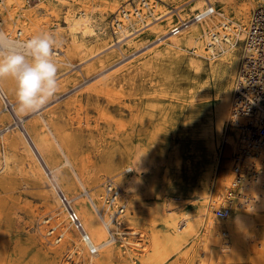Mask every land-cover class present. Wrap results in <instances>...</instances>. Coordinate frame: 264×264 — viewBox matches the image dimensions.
Returning a JSON list of instances; mask_svg holds the SVG:
<instances>
[{"label":"bare ground","instance_id":"bare-ground-1","mask_svg":"<svg viewBox=\"0 0 264 264\" xmlns=\"http://www.w3.org/2000/svg\"><path fill=\"white\" fill-rule=\"evenodd\" d=\"M128 1L39 0L37 3L40 5L36 9L28 6L23 9L22 0H1L0 30L19 41L43 32L54 33L62 40L61 46L54 49V59L58 65L69 67L63 73L74 70L83 74L98 62L96 57L113 47L124 54L122 45L134 42L133 38L141 30L144 29L146 34L156 29L162 30L173 23L174 15L178 20L189 19L206 2H210L214 8L213 15L204 21L191 23L192 26L183 32L180 40L172 41L169 48L192 49L197 57L210 60L225 54L234 59L228 80L219 78L216 83L218 99L215 103L199 102L191 106L192 122L186 126L191 131V139L199 146L197 151L200 156L194 166L198 170L197 176L189 178L188 184L182 188V184L173 182L167 172L159 173L155 156L148 153L146 146L140 147L127 166L124 165V158L119 159V163L125 166L124 171L131 173L129 176L119 174L114 177L115 180H121V188L126 194L119 195L117 199L123 209L114 211L106 203L104 189L102 194V190L96 192L86 187L81 171H84V164L77 168L65 147L67 132L55 129L51 118L42 110L21 111L15 104L16 99L10 98L12 94L15 95L14 81H0V103H3L0 113L8 119L6 126L15 135L10 143L0 145V185L7 179L13 180L15 177L12 176H18L24 189L28 188L27 179H30L35 184H44L49 191L41 194L43 206L51 210L48 219L42 218L36 229H30L31 226L23 228V236L39 246L38 255L43 264H69L68 259H72L70 264H165L173 257L176 258L175 263L178 260L184 264H234L239 256H248L253 264H264V167L256 181L245 183L240 190V197H249L247 205L236 208L225 218H218L212 208L214 203H219L224 197L235 163L233 154L240 147L248 145L249 136H245L248 132L244 130V125L250 119L253 125L260 120V113L252 119V116L234 112L235 90L241 66L236 74L237 58L234 55L238 42H244L245 24L259 0H186L175 7L172 5V8L167 7V4L181 0H150L146 16L141 22H125L123 27L116 30V40L87 52L90 47L86 42L90 39L98 41L106 36L104 24L99 25L103 18L115 12V6ZM57 2L67 6L63 16L66 26L64 29L55 24V28L49 30L50 19L59 14L56 7L51 6ZM35 10L38 12L35 13ZM229 10L232 17L224 13ZM219 17L222 18L218 22L226 20L231 23L232 41L230 44H221L216 54H210L205 48L206 37L208 31L218 25L215 19ZM62 36H66L67 42ZM74 58L77 60L74 61ZM242 58L243 55L241 63ZM232 80L234 85L231 84ZM116 89L109 78H105L102 83L96 82L93 87L96 93L110 95L109 103L112 99L110 93L116 94ZM7 104L13 105L15 118L7 110ZM78 105L80 109L85 106L82 103ZM99 113L111 118L104 108ZM26 116L28 118L22 121ZM83 116L87 120L86 115ZM77 120L82 122L80 118ZM7 138L3 137L2 140L5 142ZM222 140L226 142L225 155L229 149L232 152L231 157L223 162L220 159ZM54 150H58L61 160L53 159L51 153ZM171 150L178 157L177 148L172 146ZM256 156L260 168L264 149L258 151ZM249 160V157L246 158L244 165ZM64 166L80 186V192L72 194L65 180L60 178ZM183 193L188 194V197L183 196ZM142 196L151 197L152 202L139 205L140 200L137 199ZM16 200L17 204L22 203L24 208L29 209L28 217L36 215L37 207L27 200L26 192H19ZM69 207L77 213L89 240L84 241L82 232L68 220ZM135 217L140 219L142 228L134 222ZM49 222L50 225L47 224ZM7 234V230L0 227V252L3 255L0 254V264L11 261L4 251L8 249ZM196 238L197 249L194 247L196 251L192 253L191 249L188 251L185 247Z\"/></svg>","mask_w":264,"mask_h":264},{"label":"rangeland","instance_id":"rangeland-1","mask_svg":"<svg viewBox=\"0 0 264 264\" xmlns=\"http://www.w3.org/2000/svg\"><path fill=\"white\" fill-rule=\"evenodd\" d=\"M185 1H175L177 4L170 3L168 5L171 7H167L172 8V5L175 7ZM37 4L29 5L28 8L36 9L40 5ZM51 6L56 7L59 14L58 17L50 19L52 22L48 24L49 30L55 28V24L65 29L66 23H64L63 16L67 6L59 2ZM118 7L115 6L114 9ZM38 10H35V13ZM224 13L232 17L231 10ZM110 17L111 14L106 15L102 23H99V25L104 24L106 36L98 41L90 39L86 42L90 47L87 52L104 43L114 41L107 25ZM221 18L215 19L216 22ZM177 22V16L174 15L173 23L168 24L162 30L157 31L156 29L149 34L144 33V29L141 30L133 38L134 42L122 45L125 49L124 54L113 47L96 57L98 62L83 74L74 70L64 74L63 72L69 67L58 65L59 89L40 110L51 118L55 129L67 132L65 147L77 168L84 164V171H81L89 190L96 192L102 190L103 194L104 181L107 178H116L119 174L129 176L131 171H124V167L134 159L136 150L143 146H146L148 153L155 156L156 162H159H157L159 173L167 172L173 182L182 184V188L188 184L189 178L197 176L198 170H195L194 166L197 157L200 156L197 151L199 146L191 139V131L186 126L188 122L189 124L192 122L191 106L199 102H206L210 105L215 103L218 99L216 83L219 82V78L228 80L230 66L234 59L225 54L210 60L206 57H197L192 49H169L172 41L180 40L183 32L192 26L190 24L177 35H170V28ZM62 38L67 42L66 36ZM243 45V41L238 42V49L234 55L237 58L236 74L241 64ZM76 60L77 58H74V61ZM105 78L113 80L117 88L116 94L110 93L112 95L110 103L108 102L110 95L107 96L103 92L96 93L93 90L94 84L102 83ZM234 80H232V85H234ZM197 95L200 96L196 97ZM10 98L16 99L14 94ZM79 103L85 106L80 109ZM15 104L18 107L17 102ZM9 105L7 104L6 108L15 118L13 105H10L11 108ZM2 106L3 103H0V110ZM101 107L110 113L111 118H105L99 113ZM83 110L86 112L83 113ZM83 115H86L87 120ZM27 118L28 116L24 117L22 121ZM79 118L82 119L80 123L77 122ZM7 124L8 119L0 113V145L10 143L15 136L8 129ZM19 125L21 126L20 123ZM3 137H8L5 140L6 143L2 140ZM172 146L177 148L178 157L172 154ZM225 147L226 142L224 141L220 156L221 162L229 159L232 154L229 149L226 156ZM51 154L54 160L62 159L58 150L52 151ZM120 158L125 159V166L119 163ZM12 177L15 178L7 179L0 185V227L7 230L8 249L4 251L8 259H11L5 264H43L38 255L39 246L27 241L22 233L23 228L31 226L30 229H36L40 226L39 222L42 218L48 219L51 210L43 206L41 198L42 192H49L48 188L44 184H35L27 179L28 188L24 189L21 179L18 176ZM60 178L65 180L72 194L81 191L66 166L61 168ZM116 180L122 187L121 180L119 178ZM121 189L122 196L126 195L123 193V188ZM19 192H26L27 200L37 207L36 215L32 218L28 217V208H24L22 203L17 204L16 197ZM183 196L188 197V194L183 193ZM137 200H140L139 205L152 202V198L148 196L138 197ZM133 219L142 228L140 219L136 217ZM47 224L50 225V222ZM197 242L196 238L191 242L195 245L188 243L185 248L188 251L191 249L194 253L197 249ZM0 254L3 256L2 251ZM71 260L68 259L67 262L70 264ZM175 262L176 258L173 257L165 264H184L178 260L177 263ZM234 264H253V261L248 256H239Z\"/></svg>","mask_w":264,"mask_h":264},{"label":"built area","instance_id":"built-area-1","mask_svg":"<svg viewBox=\"0 0 264 264\" xmlns=\"http://www.w3.org/2000/svg\"><path fill=\"white\" fill-rule=\"evenodd\" d=\"M1 1V0H0ZM192 1V0H187ZM185 1V2H187ZM39 0H22V8L35 5ZM184 2V3H185ZM127 4V5H126ZM126 4L119 6L111 14L108 28L113 40H116L117 31L123 27L125 22L134 20L141 22L150 5V0H129ZM168 5V4H167ZM171 7V5H168ZM214 8L210 2L200 8L189 19H179L177 24L170 28L172 35L179 34L193 22H201L213 15ZM231 23L228 21L218 22L207 33L205 48L210 54H216L221 44H230L232 41ZM20 34V32H19ZM243 58L239 70L234 98V112L244 114L254 118L260 113V120L254 125L251 119L244 125V130L248 132V145L240 147L233 155L235 163L232 167V174L228 186L224 190V197L219 203L212 205L213 212L218 218L227 217L236 208L245 206L249 203L246 195L240 197V190L245 183L253 182L260 176L261 169L264 167V159L261 160L260 168L256 163L258 151L264 149V0H259L252 9L246 27V37L243 45ZM10 106V105H9ZM11 108V106H10ZM244 135V133L242 134ZM250 142V143H249ZM250 158L247 165H244L246 158ZM128 170H126L127 172ZM122 194L121 186L114 177H109L104 181V195L106 203L114 210H122L123 207L117 199ZM62 198H65L62 196ZM66 201V199L64 200ZM68 220L82 232L84 241L89 240L84 233L81 220L77 213L69 207Z\"/></svg>","mask_w":264,"mask_h":264},{"label":"clouds","instance_id":"clouds-1","mask_svg":"<svg viewBox=\"0 0 264 264\" xmlns=\"http://www.w3.org/2000/svg\"><path fill=\"white\" fill-rule=\"evenodd\" d=\"M61 44L51 32L19 41L0 30V81H14L21 111H39L56 95L59 67L54 49Z\"/></svg>","mask_w":264,"mask_h":264}]
</instances>
